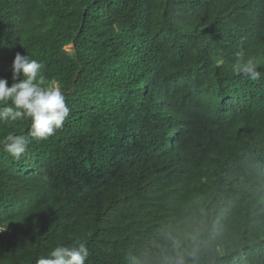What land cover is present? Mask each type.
Masks as SVG:
<instances>
[{
	"label": "trees",
	"instance_id": "obj_1",
	"mask_svg": "<svg viewBox=\"0 0 264 264\" xmlns=\"http://www.w3.org/2000/svg\"><path fill=\"white\" fill-rule=\"evenodd\" d=\"M17 52L70 115L0 123V264L77 241L85 264H264V0H0L9 85Z\"/></svg>",
	"mask_w": 264,
	"mask_h": 264
},
{
	"label": "clouds",
	"instance_id": "obj_2",
	"mask_svg": "<svg viewBox=\"0 0 264 264\" xmlns=\"http://www.w3.org/2000/svg\"><path fill=\"white\" fill-rule=\"evenodd\" d=\"M237 56L235 70L238 73L254 82L261 79L255 58L245 62L243 52ZM42 69V63L17 52L11 65L13 82L9 85L7 79L0 78V123L28 119L31 121L30 136L36 139L54 135L70 115L61 85L56 80L47 81ZM29 142L25 136L8 135L3 148L13 158L19 159ZM88 256L84 242L61 243L40 256L36 264H85Z\"/></svg>",
	"mask_w": 264,
	"mask_h": 264
},
{
	"label": "rangeland",
	"instance_id": "obj_3",
	"mask_svg": "<svg viewBox=\"0 0 264 264\" xmlns=\"http://www.w3.org/2000/svg\"><path fill=\"white\" fill-rule=\"evenodd\" d=\"M69 51H70V52H72V49H71V48H69Z\"/></svg>",
	"mask_w": 264,
	"mask_h": 264
}]
</instances>
